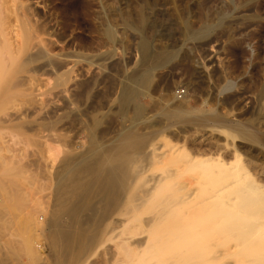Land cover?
<instances>
[{"label": "rangeland", "instance_id": "obj_1", "mask_svg": "<svg viewBox=\"0 0 264 264\" xmlns=\"http://www.w3.org/2000/svg\"><path fill=\"white\" fill-rule=\"evenodd\" d=\"M11 1L0 0L1 13L3 12L1 17L4 23L7 24L4 25L7 26V29L12 26L7 32L15 28L17 30L15 15H21L20 19L22 18L21 20L25 21L22 22V26L25 25V29L29 27L27 32L31 36L30 38L33 37L29 44V48L32 49L30 50L34 52L39 46L47 54V57H58L57 61L61 64L59 67L61 69L58 68L59 70H56L58 72L55 73L54 69L43 67L46 59L42 58V60L35 61L33 67L38 68L35 71L30 70L26 74H20V76H25L23 79L26 77L28 79L22 82L21 87H17V90L12 91L18 94V91L24 89L29 91L33 88L34 90L40 89V92L52 89L49 92L56 93L61 89L56 88L55 85L56 81L59 82V76L64 75V77H67L68 75L70 78H68L69 83L65 86L68 91L65 98L70 96L69 93L72 96L74 95L69 97V100L73 103L70 107L68 106V109L62 111L61 108L65 103L64 101H66L63 98L64 96L57 99L51 98L52 95L50 97L48 92L49 94H46V97L49 96L47 103H44L47 99H44V95L40 98L39 107L33 104L31 107L23 99L18 98L17 103L14 102L13 105L6 108L7 115L4 112L5 116H0L1 183L5 184L6 188L12 186L24 192V194L28 193L29 198H34L35 201L46 205L44 206L46 210L36 215L38 223L35 232L36 235L41 234V236L37 237L38 256L35 263L33 262L34 264H56L55 250H57V247L52 246V237L44 232V228L50 213L47 202L53 191L57 174L59 171L69 170L71 168L70 159L74 155L84 153L88 148L91 141L90 131L93 121L99 120L97 128L94 129V131L97 130L94 135L98 132L95 137L98 140L100 139L99 141H102V143L107 144L120 133L121 126L130 124L129 122H123L117 116L126 107L123 100L121 101L123 98H119L123 97L121 93L122 85L134 70L138 71L147 68L151 63L160 62V58H163L161 53L166 52V50L163 51L164 47H167L169 49L167 52H172L173 55L167 61L168 64L166 63V70L159 74V79L155 80V86L157 87L153 91L152 98L139 97L135 100V104L145 107L146 121L156 123V130L158 127L170 126L169 123L173 121L170 116L162 114L165 99L176 100L173 95L174 91L178 88H186L187 104L190 111L210 109L214 106L234 122L253 127L254 130H258V133L261 132L264 135V0H173L174 5L168 0ZM13 1H15V4ZM18 11H20L19 14ZM140 18L143 19L142 30L140 29V31L147 35L146 38L149 40L147 41L150 48L159 52H156L158 55L155 54L154 56L156 59L144 63V66L140 65L141 54L137 50L139 34L135 31V25L138 24ZM187 20L191 22L190 32L198 33L204 27H207L209 32L207 37L201 39L204 40L203 45H196L192 48L193 50L188 49L191 40L186 35L185 21ZM28 24L30 26H27ZM14 25L15 27H13ZM24 28L22 30H25ZM31 30L32 32L34 30V32L32 33ZM160 47L162 52L159 49ZM206 55L213 57L209 69V79L203 78L197 72L196 64L193 65V60L192 62L190 60L191 57L197 59ZM22 57L24 58V56ZM22 57H18L20 60L16 61L13 67L21 62ZM62 60L64 63L61 62ZM55 74L57 77H55ZM30 76L34 79H31ZM192 85L198 88L194 91L191 88ZM217 95L220 100H224L223 102L220 101L222 103L219 102V105L215 100ZM50 98L56 100H52L54 104ZM61 98L64 101L60 100ZM152 100H154V103ZM50 102L54 106H59H57L58 112L56 114L48 110L50 109L49 106H52ZM44 104L46 107H44ZM40 107H42V110H39ZM43 107L45 110H43ZM79 110L86 113L85 116L82 115L80 119L76 114H73L72 118L74 119L71 120L72 113ZM66 114H69L70 118ZM166 129L163 135H167L169 138V131ZM170 130L173 131L174 128ZM164 136H157L158 138L153 136L152 138L151 143L156 145L158 152L166 150L163 146ZM13 137H19L30 146L24 147L23 141L20 144H14ZM218 138L186 129L184 133L172 136L170 139L171 145L176 150H185L188 154L195 156H202L207 152L206 155L214 156L213 158H216L217 154L218 156L223 154L221 157H224L225 161H230L231 154L229 153L232 148H230V151L229 146H225L224 139L221 137L218 140ZM46 146L53 150L52 154L55 153L52 159L51 155L45 152ZM240 146V158L241 161L244 160L245 164L242 163L247 165L246 167L252 166L253 168L255 166L256 169L252 172L262 168L264 170V162L262 164L252 162L254 165L249 163L250 157L247 149H244V145ZM148 151L149 146H146L142 149V154ZM141 156L136 161L134 160L136 163L131 167L129 166L131 173H128V182H125L123 192L125 195L122 193V204L117 208L118 210H111L102 219L103 222H100L101 226L97 228L96 232V235H98V229L101 228L102 235L99 233L98 239L96 237L95 243L86 253V256L83 257L84 259L82 258L81 264H117L114 257H112V253H109L114 250L113 241L119 233L120 227L126 221L125 218L128 212L126 211L125 196L131 193L132 185H135L134 192H136L142 184H152L150 159L144 155ZM39 157H41L44 166L41 170L38 169L37 165H34L35 163H32L34 159ZM18 160L19 163L16 162ZM13 164L14 166L16 164V167L19 164L22 168L24 165V168L18 167L16 169ZM137 197L135 201L138 199ZM49 201L51 202V200ZM4 205V193L0 192V209ZM7 211V213L3 212L6 216H1L2 221H7V218L9 219L12 215L10 220L16 216L20 217L17 211L11 209H7ZM22 211L24 212V210ZM124 212H126V215H124ZM95 215L89 217L91 223L94 221V217L97 216ZM90 222L89 224L92 226ZM59 225L67 227L69 219L66 217L60 218ZM11 227L14 229L13 238L17 237L14 236L17 233L15 224ZM141 237L136 238L141 239ZM8 239H4L8 241V245L0 243L2 254H6L4 257L7 256V258L3 257V264H33L23 258L22 252H20L21 254L18 252L17 255L16 251L19 249L17 248L19 247L17 241H14L13 244L12 238L8 237ZM17 239L14 238V240ZM10 240L11 247L9 245ZM4 246H9L10 249H6V252ZM9 251H12L10 252L12 256ZM74 256L75 253L66 256L64 258L66 261H63L64 264H68L69 259V264H78Z\"/></svg>", "mask_w": 264, "mask_h": 264}, {"label": "bare ground", "instance_id": "obj_2", "mask_svg": "<svg viewBox=\"0 0 264 264\" xmlns=\"http://www.w3.org/2000/svg\"><path fill=\"white\" fill-rule=\"evenodd\" d=\"M168 1L175 4L173 0ZM13 3L15 4V1ZM2 13L0 4V114H3L9 105H13L12 103H17L18 98L23 99L31 107L32 104L39 107L40 98L44 95V99L47 98L44 101L45 104L51 95V98L57 99L60 96L65 98L66 92H68L65 86L69 83L68 78H70L68 75L67 77L59 76V82L56 81L55 85L56 88L61 89L56 93L52 92L53 94L49 92L52 89L49 90L48 88L49 91L40 92V89L34 90L31 87L32 89L29 91H26L27 89H24L25 92L24 90H22L23 92L20 91L22 94L19 91L18 94L12 91L21 87L22 82L28 79L27 77L23 79L25 76H20V74H26L27 71H35L38 68L33 67L35 61L42 60V58L46 59L43 67L54 69L55 73L58 72L56 70L61 64L57 61L58 57H47V54L39 46L36 51L34 49V52L31 51L29 44L33 37L30 38L31 36L27 32L29 27L25 29V25L22 26L24 20L20 19L21 15H15L17 30L15 28L7 32L12 26L8 29L7 26L5 27L4 24L6 23L1 17ZM142 23L143 19L140 18L138 24L135 25V31L139 34L137 50L141 54L140 65L144 66V63L156 59L154 56L158 51L150 48L147 35L140 31ZM190 26L191 22L185 21L186 35L191 40L188 49L193 50L192 48L196 45H203L204 40L201 39L207 37L209 32L207 27L204 29L201 27V31L192 33L189 31ZM23 28L25 30H22ZM159 49L162 52V48ZM164 50L166 52H160L163 58L160 54L161 58L158 56L161 59L160 62L151 63L147 68L138 71L134 70L125 79L122 89L120 88L123 97H118L123 98L121 101L123 100L126 107L120 109L121 112L117 116L123 122L130 124L121 126L120 133L107 144L95 137L98 132L94 135V132L97 131L94 129L97 128L99 120L93 121L88 148L84 153L74 155L70 159L71 168L69 170L59 171L57 174L53 191L47 202L50 213L44 228V232L52 237V246L57 247L55 250L56 264H64V258L70 256L71 253H75L76 263L81 264L82 258L86 256V253L95 243L96 237L99 233L102 235L101 228L98 229L99 233L96 235L97 228L101 226L100 222H103L102 219L108 212L110 213L111 210L117 209L122 204L123 194L125 195L123 193L125 182H128V173H131L129 166L131 167L136 163L134 160L143 157L141 155L150 159L152 184H142L136 192H134L135 185H132L131 193L125 196L126 211L128 212L127 217L125 216L126 221L124 224L122 223L123 225L113 241L114 250L109 253H112L117 264H264V170L262 168L252 172L256 169L255 166L253 168L252 166L246 167L244 160L241 161V152L239 151L240 145H244L246 147L244 149H247L250 157L249 163L262 164L264 162V135L261 132L258 133V130H254L253 127L234 122L214 106L210 109L190 111L187 96L182 100H171L165 97V107L162 109L164 110L162 114L170 116L173 121L169 123L170 126L158 127L156 130V123L146 121L145 107L135 104V100L139 97L152 98L153 91L157 87L155 80L159 79V74L166 70V63L173 55L172 52H167L169 50L167 47H164ZM19 56H24V58L22 57L21 62L13 67L15 62L20 60L18 59ZM192 58L190 60L191 62L193 60V65L196 64L197 72L203 78L209 79V69L213 57L206 55L197 59ZM63 60L61 62L64 63ZM191 88L195 91L198 87L192 85ZM46 94L49 96L46 97ZM69 95L68 98H65L66 101L60 99L65 102L61 111L68 109V106L70 107L73 103L69 97L74 95L72 96L70 93ZM52 100L51 102H53ZM215 100L218 105L222 101L218 95ZM53 104L51 103L52 106H49L50 109L48 110L56 114L59 106ZM44 107L43 110H45ZM40 109L42 110V107ZM5 114L7 115L6 112ZM5 114L0 116L4 117ZM73 114L81 119V116L86 113L81 110L75 111L71 115V120L74 119L72 118ZM66 115L70 118L69 114ZM171 128L174 130H170ZM165 129L169 131V138L167 135H163ZM186 129L194 130L205 136L222 137L225 146L228 145L229 149L232 148V151L230 149L232 153H229L231 158L228 155L230 161H225L224 157H221L223 156L222 153L221 156L217 154V157L213 158L214 156L206 155L207 152L205 155L195 156L188 154L185 150L174 149L170 138L184 133ZM153 136H164L163 146L166 150L158 152L156 145L151 143ZM219 138L218 140H220ZM12 141L14 144H20L23 141L24 147L30 146L19 137H13ZM146 146H149V151L142 154V149ZM45 152L51 155V159L55 154H52L53 150L49 146H46ZM40 158L32 161L35 163L34 165L39 167V170L44 167ZM16 162L19 163V160ZM17 166L20 167L19 164ZM13 167L15 168L16 164L15 166L13 164ZM16 169L12 170L17 171ZM4 185L0 181V192L4 193L5 201V205L0 209V243L8 245V241L4 239L11 237L13 244L14 241H17L19 246L17 247L19 251L17 250L16 254L22 252L20 254L27 262L35 263L38 256L36 241L41 236V234L36 235L35 232L38 223L36 215L44 212L46 205L35 201L34 198H29L28 193L24 194L12 186L6 188ZM136 197L138 199L135 201ZM7 209L19 212L20 217L16 216L10 220L12 215L9 219L7 218V221H2L1 216H4ZM94 214L97 216L95 215L94 221L92 220L94 223H91L89 217ZM62 217L69 219L67 227L59 225V220ZM14 224L17 232L14 236H17L18 239L17 237L14 238L17 240L13 238L14 226L12 228L11 225ZM136 237H141V239ZM135 238L136 241L134 242ZM11 240L9 241L10 247L12 246ZM6 249H10L9 246L4 250L6 251ZM10 254L12 256V253ZM5 255L0 250V264H3Z\"/></svg>", "mask_w": 264, "mask_h": 264}, {"label": "built area", "instance_id": "obj_3", "mask_svg": "<svg viewBox=\"0 0 264 264\" xmlns=\"http://www.w3.org/2000/svg\"><path fill=\"white\" fill-rule=\"evenodd\" d=\"M176 100H182L186 95V88H178L173 93Z\"/></svg>", "mask_w": 264, "mask_h": 264}]
</instances>
